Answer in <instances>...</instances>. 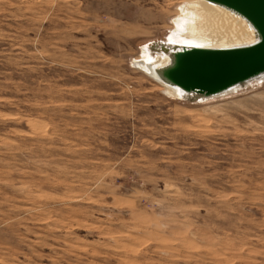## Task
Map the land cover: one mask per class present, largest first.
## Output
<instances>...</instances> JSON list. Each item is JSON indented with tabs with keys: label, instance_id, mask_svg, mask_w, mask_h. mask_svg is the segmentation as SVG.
Here are the masks:
<instances>
[{
	"label": "rangeland",
	"instance_id": "rangeland-1",
	"mask_svg": "<svg viewBox=\"0 0 264 264\" xmlns=\"http://www.w3.org/2000/svg\"><path fill=\"white\" fill-rule=\"evenodd\" d=\"M184 1L0 0V264H264V80L140 57Z\"/></svg>",
	"mask_w": 264,
	"mask_h": 264
},
{
	"label": "bare ground",
	"instance_id": "bare-ground-1",
	"mask_svg": "<svg viewBox=\"0 0 264 264\" xmlns=\"http://www.w3.org/2000/svg\"><path fill=\"white\" fill-rule=\"evenodd\" d=\"M171 24L166 38L151 47H142L140 57L146 62L148 74L164 86L167 94L177 98L200 97L184 79L195 51L235 50L263 40V33L252 18L222 0L184 1Z\"/></svg>",
	"mask_w": 264,
	"mask_h": 264
},
{
	"label": "water",
	"instance_id": "water-1",
	"mask_svg": "<svg viewBox=\"0 0 264 264\" xmlns=\"http://www.w3.org/2000/svg\"><path fill=\"white\" fill-rule=\"evenodd\" d=\"M235 6L259 26L263 40L259 44L235 50H198L191 55L192 66L184 79L208 100L236 91L249 81L264 80V0H222Z\"/></svg>",
	"mask_w": 264,
	"mask_h": 264
}]
</instances>
